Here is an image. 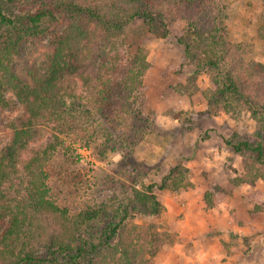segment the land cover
<instances>
[{"label":"rangeland","instance_id":"1","mask_svg":"<svg viewBox=\"0 0 264 264\" xmlns=\"http://www.w3.org/2000/svg\"><path fill=\"white\" fill-rule=\"evenodd\" d=\"M199 1L202 5L194 13L203 15L204 8H211L214 17L220 10L224 28L221 33L232 45L240 46L241 53L234 56L244 60L245 65L234 78L258 103L256 113L242 101L234 100L226 110L224 102L213 98V78L223 80L217 71L202 68L200 73H194L195 66L187 58L185 46L176 38L186 26L181 20L185 7L175 6L170 0H144L139 5L143 10L159 11L171 24L167 37L154 33L141 17L126 26L127 57L133 58L142 49L150 65L142 77L143 93L130 99L114 97V102H110L113 99L98 102L95 91L78 87L77 98L67 99L65 105V123L73 126L71 130L65 128L60 132L45 127L43 136L30 144L31 148L43 149L49 143H57L56 151L44 166L46 185L50 200L66 209L69 217L76 219L81 213L105 205L110 210L89 222L77 243H98L112 221L111 212L129 208L130 215L125 221L129 226H150V233H168L155 255L147 254L149 260L144 263L164 264V248L173 241L167 231L169 218L165 203L169 208H173L174 200L189 204L195 188L204 189L198 195L204 203L207 191L226 192L222 200L219 194L213 195L211 208H214L238 190L242 197L239 203L250 206L251 218L259 216L260 221H255L245 235L242 249L246 263L264 264V179L257 172L260 162L264 163V74L253 67L264 64V38L260 32L264 0ZM65 26V17L61 16L53 31L60 33ZM23 49L19 63L14 65L18 76L31 68H42L54 52L50 37L27 41ZM4 95L8 106L0 104V152L10 144L12 123L25 116V107L13 89L7 87ZM258 145L263 147L262 156L255 150ZM181 166L189 170L184 187L160 190L158 186L163 178ZM233 179L241 182L236 184ZM149 185L154 186L166 209L159 217L133 214L135 210L131 209L133 190ZM207 206L205 203L210 209ZM41 223L51 229L44 219ZM8 225L6 218L0 225V234ZM26 231L29 233L24 240L35 244L39 238L34 229L26 227ZM140 231V237L145 238L143 230Z\"/></svg>","mask_w":264,"mask_h":264},{"label":"trees","instance_id":"2","mask_svg":"<svg viewBox=\"0 0 264 264\" xmlns=\"http://www.w3.org/2000/svg\"><path fill=\"white\" fill-rule=\"evenodd\" d=\"M170 1L175 6L185 7L181 20L186 26L176 38L185 46L186 56L195 66L194 73L210 68L223 78L222 82L213 78V98L224 102L226 110L234 100L242 101L256 113L258 103L235 81L234 77L245 62L234 56L241 53L240 46L232 45L221 33L224 30L219 17L221 11L213 17L211 14L215 11L204 8L203 15H196L194 9L202 5V1ZM143 2L0 0V104L8 106L4 92L10 87L25 107V116L11 125L10 144L0 152V225L9 219L8 227L0 234V264H144L149 260L146 255H155L163 238H167L166 232L150 233V226H129L125 221L130 211L125 208L111 212L112 221L103 230L98 243H77L84 227L110 210L105 205L81 213L76 219L69 217L66 209L50 200L46 185L44 166L56 151L57 143H49L43 149L30 147L43 136L45 127L60 132L65 128L71 130L73 126L65 123V105L67 99L77 98L78 87L95 91L98 102L114 97L130 99L143 93L142 77L150 65L142 49L133 58L127 57L126 26L141 17L154 33L167 37L171 24L159 11L143 10L139 6ZM61 16L65 17L66 26L57 33L53 27ZM260 32L264 38V23ZM47 37H50L53 54L42 68H31L18 76L14 65L23 55L24 44ZM253 67L264 74V64ZM97 111L101 112L99 107ZM255 150L263 155L262 145ZM260 165L257 172L264 179V163ZM188 172L183 166L176 167L163 178L159 189L184 187ZM233 180L236 184L241 182V179ZM215 194H219V200L227 195L219 189L207 191L204 196L207 207H213ZM131 203L135 205L131 206L135 210L133 214L159 217L166 210L153 185L134 189ZM43 219L50 230L41 223ZM26 227L33 228L39 238L34 240L35 244L24 240L29 233ZM140 230L145 238L140 237Z\"/></svg>","mask_w":264,"mask_h":264},{"label":"crops","instance_id":"3","mask_svg":"<svg viewBox=\"0 0 264 264\" xmlns=\"http://www.w3.org/2000/svg\"><path fill=\"white\" fill-rule=\"evenodd\" d=\"M202 190L195 188L189 204L174 200L173 208H169L165 203L169 218L167 231L171 233L173 241L164 248L166 256L163 263L247 264L242 249L245 235L259 216L254 220L251 218V207L240 204L242 197L238 190L218 206L207 209L204 201L198 198ZM254 257L258 258L257 254Z\"/></svg>","mask_w":264,"mask_h":264}]
</instances>
